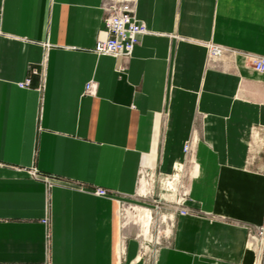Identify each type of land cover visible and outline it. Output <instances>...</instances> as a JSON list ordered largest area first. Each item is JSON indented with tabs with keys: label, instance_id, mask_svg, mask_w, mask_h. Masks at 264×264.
<instances>
[{
	"label": "crops",
	"instance_id": "0c3cea01",
	"mask_svg": "<svg viewBox=\"0 0 264 264\" xmlns=\"http://www.w3.org/2000/svg\"><path fill=\"white\" fill-rule=\"evenodd\" d=\"M103 2L0 0V264H256L264 74L240 55L213 67L206 44L264 57V0H137L130 58L93 52ZM181 168L186 216L141 176ZM133 207L154 234L169 215L158 244Z\"/></svg>",
	"mask_w": 264,
	"mask_h": 264
},
{
	"label": "built area",
	"instance_id": "2783aa9c",
	"mask_svg": "<svg viewBox=\"0 0 264 264\" xmlns=\"http://www.w3.org/2000/svg\"><path fill=\"white\" fill-rule=\"evenodd\" d=\"M104 12V29L95 44L93 52L98 56H112L130 58L134 49L140 43V37L147 33V28L137 18L134 0H106L103 3ZM210 58H216L222 55L219 48L211 47ZM252 69L258 74H264V57L252 56L250 59ZM31 85V80L28 78L22 84L21 88H28ZM97 93V84L90 81L86 84L85 94L88 96H95ZM252 144L250 149L252 154L250 159L253 160L261 152H264V128H254L252 131ZM191 149L190 143L185 145V152L188 153ZM181 170H175L172 175H159L157 178L162 185H169V181L178 177ZM141 176L143 178H154L155 173L152 170H142ZM172 178V179H171ZM98 196H107L108 192L105 189L99 188L95 191ZM187 194H183L178 200H171L175 207V211L182 216L190 213L186 207ZM167 201L166 199H164ZM159 208L157 201L154 202ZM147 211V210H146ZM162 221L165 218L160 217ZM161 235L157 232V239ZM150 243H153V236H151ZM246 248L254 252L256 256V264H264V221L261 225L248 228L246 238Z\"/></svg>",
	"mask_w": 264,
	"mask_h": 264
},
{
	"label": "rangeland",
	"instance_id": "374dc122",
	"mask_svg": "<svg viewBox=\"0 0 264 264\" xmlns=\"http://www.w3.org/2000/svg\"><path fill=\"white\" fill-rule=\"evenodd\" d=\"M106 0H104L105 2ZM103 2V3H104ZM134 6L136 8L137 6V0H134ZM146 27V26H145ZM148 33V30H147ZM207 47V60H208V64L212 65L213 67H221L222 63L220 62H227L229 65L234 66L235 65V61L237 56H243L245 59V64L247 66H249L250 68H252V63L250 61L252 55L246 52H241L235 49H223V48H219L217 46H215L214 44H206ZM211 47L213 48H219L222 51V55L216 58H210V51H211ZM179 170V169H177ZM181 173L178 174V177L173 178V181H169V185H162L160 183V180L157 177L154 178H150L147 177L145 179H148L147 182L149 183V194H153V193H159L161 192L162 194H164V198H166L167 200H178L184 193L187 194L188 196V190L186 187V180L183 178V172H182V168L180 169ZM172 175V174H171ZM172 179V178H171ZM141 192H143V187H144V179H141ZM153 183V184H151ZM155 189V192H154ZM186 196V197H187ZM171 204V203H170ZM156 206H158L157 204H155ZM161 205H159L160 209ZM148 214V215H147ZM148 216L147 221L149 220V237L144 239H148L150 238L151 240V236H153V244H158V239H157V233L155 232V234L153 233V228L156 227L155 223H157V218L155 216V211H153L152 209H148V211L143 210L141 208H137V207H133V209L131 208L129 211L127 210V213L125 215L126 221H133L135 222L137 225V227L140 229L141 233H142V227L145 222L142 218V216ZM142 220V222H141ZM165 221L168 223L169 222V215L167 216V218L165 219ZM167 223L163 222L162 223V227L160 229V233L161 235L159 236L161 238V240H163V238L169 233V229L170 227H167ZM155 225V227H154ZM147 242V240H146ZM149 242V241H148Z\"/></svg>",
	"mask_w": 264,
	"mask_h": 264
},
{
	"label": "bare ground",
	"instance_id": "6f19581e",
	"mask_svg": "<svg viewBox=\"0 0 264 264\" xmlns=\"http://www.w3.org/2000/svg\"><path fill=\"white\" fill-rule=\"evenodd\" d=\"M147 215H148V214H147ZM147 215L142 216V218H141V219L144 220V222H146L147 219H148V216H147ZM141 222H142V220H141ZM144 224H145V223H144ZM144 224H142V225H144ZM144 237H145V238L149 237V229H148V232H147L146 234L144 233ZM149 240H150V238H149Z\"/></svg>",
	"mask_w": 264,
	"mask_h": 264
}]
</instances>
